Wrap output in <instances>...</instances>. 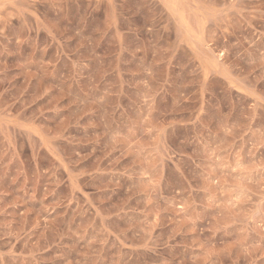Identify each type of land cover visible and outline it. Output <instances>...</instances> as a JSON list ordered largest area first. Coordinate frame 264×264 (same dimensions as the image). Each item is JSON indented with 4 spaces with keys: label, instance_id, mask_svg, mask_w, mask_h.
Returning <instances> with one entry per match:
<instances>
[{
    "label": "rangeland",
    "instance_id": "374dc122",
    "mask_svg": "<svg viewBox=\"0 0 264 264\" xmlns=\"http://www.w3.org/2000/svg\"><path fill=\"white\" fill-rule=\"evenodd\" d=\"M0 264H264V0H0Z\"/></svg>",
    "mask_w": 264,
    "mask_h": 264
}]
</instances>
